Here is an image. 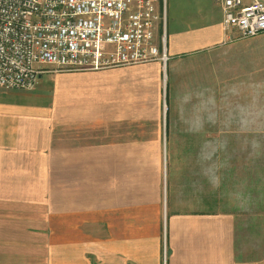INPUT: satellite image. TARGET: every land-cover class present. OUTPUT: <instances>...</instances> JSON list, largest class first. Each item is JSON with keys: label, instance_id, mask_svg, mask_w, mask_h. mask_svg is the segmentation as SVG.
Listing matches in <instances>:
<instances>
[{"label": "crops", "instance_id": "1", "mask_svg": "<svg viewBox=\"0 0 264 264\" xmlns=\"http://www.w3.org/2000/svg\"><path fill=\"white\" fill-rule=\"evenodd\" d=\"M165 14L164 63L60 76L107 78L99 100L73 85L0 90V264H264V60L242 46L261 36L225 31L221 0H166ZM117 127L125 141L157 137L90 143L100 134L89 131ZM246 147L259 176L246 184L238 157L234 189L229 151ZM133 148L166 150L154 235L69 237L68 166L132 163ZM246 212L258 214L249 238Z\"/></svg>", "mask_w": 264, "mask_h": 264}, {"label": "built area", "instance_id": "2", "mask_svg": "<svg viewBox=\"0 0 264 264\" xmlns=\"http://www.w3.org/2000/svg\"><path fill=\"white\" fill-rule=\"evenodd\" d=\"M166 0H0V90L31 92L52 73L166 60ZM222 26L264 38V3L221 0Z\"/></svg>", "mask_w": 264, "mask_h": 264}, {"label": "rangeland", "instance_id": "3", "mask_svg": "<svg viewBox=\"0 0 264 264\" xmlns=\"http://www.w3.org/2000/svg\"><path fill=\"white\" fill-rule=\"evenodd\" d=\"M259 1L264 3V0ZM252 41L250 45L243 42V49L248 50L251 48L248 51L254 52L250 55L255 54L257 59L263 61L264 39L258 37L252 39ZM63 74L65 73L43 75L35 87L36 93L42 94L43 91L56 93V87L66 90L67 86L72 87L73 85L75 89L79 87V96L86 97V94H88L91 101H94L101 98V95H98L99 81L108 80L107 78H99L98 73L60 77ZM104 114L107 115V111ZM118 130H120L119 127L114 129L113 132L111 130L108 132L107 128L100 131H89L100 134V140L96 137L90 143L120 146L131 143V141L133 144H139L138 141L145 137L150 140L157 137V134L133 133L130 140L125 141L122 138L126 136L122 132H117ZM119 150L117 156L125 157L126 154L130 156L128 150L127 152L124 150L120 152ZM165 152V149L141 150L133 148V155L130 156L132 163L68 166L70 178L68 181V236L71 238L107 236L137 238L154 235L158 213L155 202L158 187L157 180L159 177L162 181L164 177ZM229 152L230 184L232 188L235 189L236 186L234 171L238 157H243L245 161L246 184H250L253 175L259 176L257 150L254 151V149L247 147L242 151L230 148ZM254 152L256 155H254ZM141 158L144 163H141ZM120 160L125 161V158ZM78 169L79 173H74ZM77 175L79 176L78 185L74 180H71L76 178ZM241 215L246 223V229L243 230L242 234H239V237L249 238L253 234V222L258 214L246 212ZM245 241L242 252L248 253L246 258H250L253 246L247 240Z\"/></svg>", "mask_w": 264, "mask_h": 264}, {"label": "bare ground", "instance_id": "4", "mask_svg": "<svg viewBox=\"0 0 264 264\" xmlns=\"http://www.w3.org/2000/svg\"><path fill=\"white\" fill-rule=\"evenodd\" d=\"M63 97L62 93L56 95V98L61 99Z\"/></svg>", "mask_w": 264, "mask_h": 264}]
</instances>
